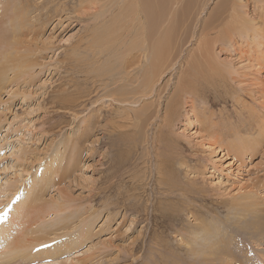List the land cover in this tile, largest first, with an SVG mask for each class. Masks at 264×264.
<instances>
[{"label": "rangeland", "instance_id": "1", "mask_svg": "<svg viewBox=\"0 0 264 264\" xmlns=\"http://www.w3.org/2000/svg\"><path fill=\"white\" fill-rule=\"evenodd\" d=\"M100 1L104 26H115V36H123L116 46L120 59L128 50L136 57V20L128 18L120 29L115 23L127 0ZM259 1L239 2L259 32L232 46L210 43L213 54L203 56V25L219 7L216 30L207 37L214 40L217 28L232 27L229 7L222 0H193L197 9L185 25L188 42L180 63L142 95L136 87L148 63L143 55L128 79L124 68L117 82L100 76L110 64L120 72L119 58L112 48L96 52L93 61L91 8L78 0H0V32L11 29L12 8L22 5L32 27L16 54L26 63L10 70L0 89V226L17 219L16 208L24 211L27 204L24 226L35 231L29 238L48 240L22 251L39 258L4 253L0 264H264V219L229 205L248 188L264 203V136L251 157L245 153L237 160L223 141L221 148L209 147L230 129L264 131ZM193 66L202 75L199 98L185 96L179 116L164 123L179 79ZM216 68L224 69L221 77H211ZM116 90L126 100L112 102L109 93ZM86 125L91 130L83 135ZM11 226L16 233V224ZM57 244L61 254L44 258Z\"/></svg>", "mask_w": 264, "mask_h": 264}, {"label": "bare ground", "instance_id": "2", "mask_svg": "<svg viewBox=\"0 0 264 264\" xmlns=\"http://www.w3.org/2000/svg\"><path fill=\"white\" fill-rule=\"evenodd\" d=\"M78 1L80 6H83L84 4L86 7L91 8L89 10L94 11L93 16L94 19L96 20V24H95L96 26L94 28L92 36L94 35L93 39L95 41L94 42L91 41L89 48L90 50L93 51L94 57L92 58L95 59L96 52L99 55H104L105 52H107L112 48L113 50L111 51L117 54L119 49L116 46L122 41L123 36L122 35L115 36L117 32V28L115 26H109V27L104 26L106 22L105 20L106 18L104 16L103 11L101 10V12H99L98 10V8L101 7V1L100 0H78ZM239 2L240 0H222V7L225 8L227 6L229 7L228 8L229 18L227 22H229V24L232 25V27L229 28L224 26L223 28H217V30H219L218 31L219 33L217 34V37L212 41L208 40L207 37L210 35L211 32L216 30V27H214V21L217 19V17L219 18L218 16L220 12L218 10L219 7H217L218 9H216L210 15V18L205 22L202 29L204 35L200 38V40H198L200 45L199 51L203 56L206 55L209 56L210 54H213L212 49H210L211 51L208 50V45L210 46V43L214 45L218 42H223V43L225 42L228 44V46H232L233 44L235 45V43L237 44L236 42L237 39L242 41L243 39L248 38L249 32H255V31L259 32L258 30L254 29V25H252V21L247 17V14L245 12H244L245 14L241 12V9L243 7ZM193 3H194L193 0H185V1L184 0H127L125 1L124 4H122V6L119 7V10L116 15L115 23L120 24L119 25V29H120V27L126 28V20L128 18L132 17V23L136 20V46L133 47V50H136V57H134L132 55V52L129 50H128V54L126 53L121 59L117 54L119 58L118 64L120 67V72L114 69L113 65L110 64V65H106L104 69H100V76L101 77L112 76L114 77V81H116L115 77L119 76V74L121 75V70L122 68H124L125 71L123 73V76H126L128 79V77L131 76L130 74L131 73L130 71L132 70L131 68L133 66L141 65V59L139 58V56L143 55L144 58L148 59L147 60L148 63L146 67L144 66L145 69L142 68L143 71L142 74H140L141 82L139 86L136 87L137 88L136 94L140 93L142 95H146L147 93L152 92L154 90V87L156 86V83H158L161 77H163V74L167 72L170 68H172L175 65V63H180V61L177 62V60L180 56V53L182 52V47L186 44V42H188L185 39L187 37H185L184 33L186 28L189 26V24L192 23L195 17L194 11L197 9L196 4L194 5ZM259 3L261 7L264 9V0L259 1ZM27 11L28 10L23 5L19 6L18 9L12 8V15L10 16L11 29L9 31L5 30L4 33L3 31L0 32L2 34L0 35V48H2L0 49V89L1 86L4 85V82L7 80V73L9 71L10 70L16 71L20 69L21 66L24 65V63H26V59L21 60V58L24 55L17 56L16 54L21 51V48H23L22 39L24 38V36H26V34L30 32L32 28L28 20ZM99 13L100 16H98ZM141 18L144 19L143 20L144 22L142 23L140 22ZM101 27L103 29H101V31H98V33H95V31L100 29ZM160 27L162 30L158 29ZM260 34L261 33H259V35ZM236 35L239 38L237 37L234 38V36ZM133 58H135L136 60ZM261 59L264 61V55L261 57ZM93 61H96V59ZM118 64L116 63V65ZM217 64L219 66V63ZM220 65L222 66L223 64ZM194 66L188 68L186 71L183 69L185 71L183 72L184 75L182 74L184 77L182 79H179V82L177 84V89L172 99L166 105V109L162 120L164 123H170L172 122L173 119H176V116L178 115V112L181 107L180 100L185 98V96L193 97L194 99L199 98L198 97V93H199L198 90L200 89L199 80L202 77V75H199L197 68H195ZM27 67H30V65H27ZM223 71L224 69H220V68L211 69L210 72L211 77H214L215 75L220 76L223 74ZM109 94H111L109 96L111 97L112 102H121L126 100V98L123 97L121 95L122 93H119L118 90L112 91ZM191 101L193 102V100ZM195 101L196 100H194V102ZM90 130L91 129L86 125L83 129V133H85L83 135H86V133ZM229 131L231 132L227 135H217L215 140L214 139L213 141L211 140L212 145L209 147L221 148L222 141L227 143V145L225 144L224 150H226L227 153L233 155L232 157L234 160H237V158L239 159V157L245 153L248 154L250 153V157H251L254 154L255 148H257L258 144L261 143L263 138L262 136H264V131L261 132V130H260L261 133L257 132V134H254L253 133L254 129L252 131V128L250 126L240 127L235 131L233 129H230ZM213 145H216V147H214ZM240 161L242 162L243 159L241 158ZM241 166L242 163H239L237 165V168L242 170L243 167ZM209 171L212 172L209 169L208 170L206 169L205 172L209 173ZM258 195L259 194L257 193L255 194V192L250 191V189L248 188L245 190L244 193L239 194L238 196L235 197L233 196V198L229 202V205L234 208H239V210L241 211L247 212L248 215H252L253 218L260 216L261 218L264 219V203L260 200L261 196L259 197ZM27 207H28L27 204H25L24 211H22L19 206L16 208V215L18 218L17 219L12 218L9 224H4L3 226L6 228V229L4 228L5 230L2 229L3 227L2 225L0 226V251H2L0 252V255L6 253L8 256H13L14 259L17 260L20 259L24 261L27 259L39 258L38 253L35 255L33 253L28 254L22 252L29 250L31 246H33L34 248V245L48 241V240H43L44 238H37V239L29 238V235L35 233V231L33 232L31 228L24 226L26 224L23 222L24 219L27 222V216L30 215L29 213L26 214ZM34 212L36 213L37 210ZM39 214L40 213H38L36 218L39 217ZM35 223L36 222L30 225L32 226ZM11 224H16L17 226L16 233H13V231L11 230L10 228L12 227ZM207 233L208 231H205L204 236H207ZM87 238H88L87 236L84 237L85 240ZM28 241L31 245L28 244ZM217 243L220 242H215L214 244L216 245ZM65 246L67 247L68 244H65ZM210 253H211V248H209L207 252L203 253V257L204 255L208 256ZM60 254L61 253L59 250V245L57 244V246L51 247L50 252H44V254L42 255L44 256V258H50V257H56L57 255ZM75 262L77 263L78 261Z\"/></svg>", "mask_w": 264, "mask_h": 264}]
</instances>
